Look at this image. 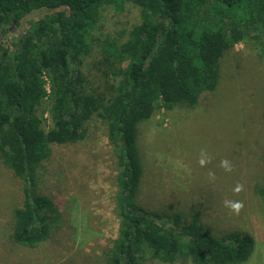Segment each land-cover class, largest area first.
I'll list each match as a JSON object with an SVG mask.
<instances>
[{
	"label": "trees",
	"instance_id": "1",
	"mask_svg": "<svg viewBox=\"0 0 264 264\" xmlns=\"http://www.w3.org/2000/svg\"><path fill=\"white\" fill-rule=\"evenodd\" d=\"M127 4L137 7L139 22L124 42H106V59L122 69L112 70L109 95L86 90L81 65L97 45L93 29L104 9ZM59 8L66 11L32 21L12 53L0 45V159L25 183L22 206L14 211L15 243L33 247L47 238L58 213L49 198L36 194L34 170L50 144L82 140L86 122L97 115L107 123V139L121 164L119 231L105 264H142L145 254L165 263H243L252 249L247 238H215L197 216L182 223L177 213L136 205L142 174L137 137L156 109L193 107L202 92L213 90L218 58L235 42H253L264 63V0H0V39L29 13ZM45 100L48 130L39 114ZM258 192L264 198V186Z\"/></svg>",
	"mask_w": 264,
	"mask_h": 264
},
{
	"label": "rangeland",
	"instance_id": "2",
	"mask_svg": "<svg viewBox=\"0 0 264 264\" xmlns=\"http://www.w3.org/2000/svg\"><path fill=\"white\" fill-rule=\"evenodd\" d=\"M66 11L39 9L9 28L0 45L14 51L32 21ZM139 22L138 9L108 7L93 29L97 45L81 65L89 87L107 96L114 72L122 69L108 56L107 44L124 42ZM107 45V46H106ZM103 61V62H101ZM217 86L199 95L193 107L156 109L140 124L137 146L142 174L136 205L148 211L177 213L181 222L199 218L213 237H245L252 249L241 264H264V63L257 46L248 40L225 48L218 58ZM46 93L50 84L42 77ZM43 127H51L48 101L39 109ZM86 135L77 143L50 144L49 153L34 173L37 195L49 198L58 216L49 222L48 236L36 246L15 243L14 211L22 206L25 183L0 159V264H105L118 237L120 216L116 180L121 171L118 154L107 139V123L97 115L86 122ZM211 157L201 167V150ZM229 160L232 172L220 167ZM216 179L210 181L208 173ZM243 184L236 194L233 189ZM224 200L244 203L232 215ZM142 264H194L191 259L165 263L145 254Z\"/></svg>",
	"mask_w": 264,
	"mask_h": 264
},
{
	"label": "clouds",
	"instance_id": "3",
	"mask_svg": "<svg viewBox=\"0 0 264 264\" xmlns=\"http://www.w3.org/2000/svg\"><path fill=\"white\" fill-rule=\"evenodd\" d=\"M210 161H211V157L209 156L206 150L202 149L199 158L200 166L204 167L208 163H210ZM220 167H222L226 172H232L234 166L229 160L224 159L220 162ZM208 177L210 181H214L216 179L215 174L213 172H209ZM243 190H244V185L239 183L233 189V191L236 194H239ZM223 206L229 210L230 214L238 216L244 208V203L243 201L240 200H224Z\"/></svg>",
	"mask_w": 264,
	"mask_h": 264
}]
</instances>
